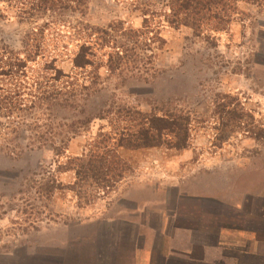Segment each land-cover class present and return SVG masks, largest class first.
Masks as SVG:
<instances>
[{"label":"rangeland","instance_id":"rangeland-1","mask_svg":"<svg viewBox=\"0 0 264 264\" xmlns=\"http://www.w3.org/2000/svg\"><path fill=\"white\" fill-rule=\"evenodd\" d=\"M162 1L153 0L151 7L150 27L158 39L150 35L152 41L141 40L133 50L132 40L114 37L125 40L128 51L126 65L111 73L107 65L114 43L108 40L91 41V68L74 70L71 60L85 26L106 29L117 23L125 30H142L135 0H83L77 11L34 17H20L25 0L0 2V45L21 55L22 42L43 44L44 57L28 65L29 76L54 60L64 75L98 90L83 104L86 116L100 109L120 112L93 118L66 146L59 143L63 136H45L49 140L38 146L32 141L36 136L25 132L30 125H19L17 136H0V262L18 264L21 256H34L43 247L80 240L96 231L98 221L112 218L123 200L156 198L162 203L177 194L192 195L224 184L226 162L251 168L257 155L264 159V0L238 1L226 22L210 23L218 24V30L204 29L199 36L168 27ZM129 109L180 113L186 118L185 147L175 148L178 136H162L158 147L118 148L114 155L121 172L115 181L78 178L72 170L76 160L87 161L95 148L116 146L118 133L131 124L125 114ZM56 111L51 133L60 135V121H72L76 112ZM36 122H45L42 115Z\"/></svg>","mask_w":264,"mask_h":264},{"label":"trees","instance_id":"trees-1","mask_svg":"<svg viewBox=\"0 0 264 264\" xmlns=\"http://www.w3.org/2000/svg\"><path fill=\"white\" fill-rule=\"evenodd\" d=\"M9 1L11 0H0V2L5 3ZM152 1L135 0L134 2V8L143 19L142 30L140 31L125 30L118 27L117 23H111L106 29L85 26V30L82 32L81 45L71 60L72 68L77 71H85L92 67L90 44L93 40L97 42L103 40L104 43L108 40L109 43H114L111 47L114 55H108L107 71L111 73L113 70L126 65V59L123 55L128 51L124 47L125 40L122 43L114 37L132 40L133 50L139 47L138 44L141 40L146 43L152 39H158L156 38L158 33L150 27V17L154 15L153 10H151L154 5ZM238 1L244 0H163L162 17L168 27L175 30L184 27L199 36L204 29L218 30V24L212 25L210 23L213 21L217 23L226 22V19H229V12L233 11L234 5ZM24 3L26 4H21L23 6L19 9L20 17H22L21 15L34 17L46 14L61 16L68 11H77L76 7L80 8L83 5V0H25ZM59 23L62 24L63 21ZM46 26L45 24L44 27ZM75 33L80 39V32L75 31ZM150 35H152V39L149 38ZM31 41L21 43V55H17L0 45V118L5 121L0 122V136H17L19 125L25 128L30 125L25 132L31 133V136H36L32 140L33 143L43 146L49 140L45 136H63L59 139V143L64 146L66 141L76 136L80 129L88 125L93 118L102 119L108 114L116 113L119 115L118 110L113 113L110 109H100L91 118L86 116L83 104L98 90L93 89L95 88L93 84L91 86L85 85L87 82L79 83L78 79L64 75L61 70L55 67L54 60L47 64L44 63L35 76H29L28 65L35 62L39 56L43 55L44 57L42 42L34 39ZM56 109L76 112L72 116V121L67 122L66 119L60 121L59 126L64 129L63 132H59L60 135L57 132L51 133L54 129L52 128L53 120L58 117ZM39 113L45 121L40 126L36 122L41 117L38 115ZM125 114L131 118L128 119L131 124L128 128L123 129L126 132L118 133L116 146L112 144L111 148H107V146L102 149L95 148L96 152L93 151L87 161L76 160V163L78 161L79 164H76L72 170L78 178L83 176L86 180L89 179L94 183L99 180L104 181V177H109L115 181L116 178L120 177L121 172L119 171L121 168L117 166L120 165V161L114 155L118 148L132 151L140 148L158 147L162 145V136H178L175 148L182 149L185 147L186 136H188L186 118L182 117L180 113L177 115L168 110L159 115L129 109ZM25 118L30 119L31 123L28 124L26 120H23ZM41 128H48L49 131L41 132ZM33 131L35 132L32 133ZM113 134L114 136L117 135V133ZM108 140L111 143L114 139L109 137ZM52 149L56 155H59L56 147L53 146Z\"/></svg>","mask_w":264,"mask_h":264},{"label":"crops","instance_id":"crops-1","mask_svg":"<svg viewBox=\"0 0 264 264\" xmlns=\"http://www.w3.org/2000/svg\"><path fill=\"white\" fill-rule=\"evenodd\" d=\"M261 156L251 168L226 162L224 184L202 192L177 194L162 203L123 200L112 218L95 224L96 231L21 256L18 264H264Z\"/></svg>","mask_w":264,"mask_h":264}]
</instances>
